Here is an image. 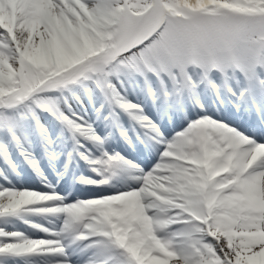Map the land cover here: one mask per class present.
<instances>
[{
  "label": "snow or ice",
  "instance_id": "snow-or-ice-1",
  "mask_svg": "<svg viewBox=\"0 0 264 264\" xmlns=\"http://www.w3.org/2000/svg\"><path fill=\"white\" fill-rule=\"evenodd\" d=\"M0 264H264V0H0Z\"/></svg>",
  "mask_w": 264,
  "mask_h": 264
}]
</instances>
